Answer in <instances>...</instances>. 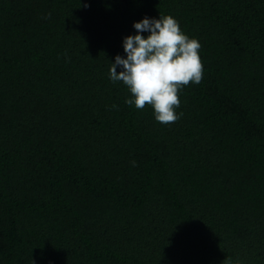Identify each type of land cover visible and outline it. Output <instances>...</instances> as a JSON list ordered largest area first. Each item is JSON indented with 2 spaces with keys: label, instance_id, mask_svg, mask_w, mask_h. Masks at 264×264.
<instances>
[{
  "label": "trees",
  "instance_id": "trees-1",
  "mask_svg": "<svg viewBox=\"0 0 264 264\" xmlns=\"http://www.w3.org/2000/svg\"><path fill=\"white\" fill-rule=\"evenodd\" d=\"M163 14L203 66L168 123L107 71ZM225 259L264 264V0H0V264Z\"/></svg>",
  "mask_w": 264,
  "mask_h": 264
},
{
  "label": "clouds",
  "instance_id": "clouds-1",
  "mask_svg": "<svg viewBox=\"0 0 264 264\" xmlns=\"http://www.w3.org/2000/svg\"><path fill=\"white\" fill-rule=\"evenodd\" d=\"M131 27L135 31L121 39L124 54L114 55L109 62L108 78L126 87L129 95L124 97L125 104L143 108L147 102L154 120L175 121L182 115L176 111L178 92L189 81L198 83L202 77L200 42L182 31L179 21L170 14L145 15L132 21ZM130 163L135 165L136 161ZM224 264L241 262L225 259Z\"/></svg>",
  "mask_w": 264,
  "mask_h": 264
}]
</instances>
